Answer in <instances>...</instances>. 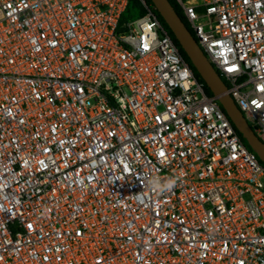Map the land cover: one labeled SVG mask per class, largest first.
Returning <instances> with one entry per match:
<instances>
[{
    "label": "built area",
    "instance_id": "1",
    "mask_svg": "<svg viewBox=\"0 0 264 264\" xmlns=\"http://www.w3.org/2000/svg\"><path fill=\"white\" fill-rule=\"evenodd\" d=\"M264 144V0H174ZM0 0V264H264V165L145 0Z\"/></svg>",
    "mask_w": 264,
    "mask_h": 264
},
{
    "label": "water",
    "instance_id": "2",
    "mask_svg": "<svg viewBox=\"0 0 264 264\" xmlns=\"http://www.w3.org/2000/svg\"><path fill=\"white\" fill-rule=\"evenodd\" d=\"M154 8L163 19L170 32L178 42L180 48L188 57L192 67L203 80L209 91L215 96L234 125L235 129L245 140L250 148L255 151L259 160L264 163V144L255 136L247 125L240 110L227 94V88L215 69L208 61L206 55L192 38L185 25L181 22L167 0H150Z\"/></svg>",
    "mask_w": 264,
    "mask_h": 264
},
{
    "label": "rangeland",
    "instance_id": "3",
    "mask_svg": "<svg viewBox=\"0 0 264 264\" xmlns=\"http://www.w3.org/2000/svg\"><path fill=\"white\" fill-rule=\"evenodd\" d=\"M147 1V3L149 4V5H152L151 7L154 9V11H156V9L154 8V6H153V4L151 3V1L150 0H146ZM168 1V3L170 4V6L172 7V9L174 10V12L177 14V16L179 17V19L181 20V22L185 25V27H186V29L189 31V33H190V35L192 36V38L195 40V41H197L196 40V38H195V36H194V34H193V32L190 30V28H189V26H188V24H187V22H186V20H185V18H184V16H183V14L181 13V11H180V9H179V7H178V5H177V3L174 1V0H167ZM134 6H136V5H134ZM141 9H140V7H133L132 6V13L133 14H135L136 16H138V14H140L141 12ZM156 14L158 15V20H159V22L160 23H162L167 29H168V31L170 32V30H169V28L167 27V25L165 24V22L163 21V19L160 17V15L158 14V12L156 11ZM171 33V32H170ZM171 36H172V38H173V35H172V33H171ZM174 39V38H173ZM223 83H224V85L226 86V83L223 81ZM207 87V86H206ZM226 88H227V86H226ZM241 135V134H240ZM256 136V135H255ZM240 139L243 141V142H245L246 143V147H247V149L248 150H250L251 152H253L255 155H256V153H255V151H253L251 148H250V146L248 145V143H247V141L245 140V138H243L242 136H240ZM257 156V155H256ZM258 160H259V158H258ZM259 162L262 164V165H264V163H262L260 160H259Z\"/></svg>",
    "mask_w": 264,
    "mask_h": 264
},
{
    "label": "trees",
    "instance_id": "4",
    "mask_svg": "<svg viewBox=\"0 0 264 264\" xmlns=\"http://www.w3.org/2000/svg\"><path fill=\"white\" fill-rule=\"evenodd\" d=\"M131 2H132V6L133 7H140V9H141V13H143L144 12V9L142 8V6L140 5V3L138 2V0H131ZM145 2H146V4L148 5V6H152V5H149L148 3H147V1L145 0ZM134 5H136V6H134ZM151 9L153 10V12L154 13H156V11H154V9L151 7ZM157 17H158V15H157ZM162 24V23H161ZM162 26L164 27V29L169 33V35L171 36V33L168 31V29L162 24ZM191 30V29H190ZM192 31V30H191ZM172 37V36H171ZM173 38H174V36H173ZM174 40V42H175V44L178 46V48H179V50H180V53H181V55H182V57L184 58V60L190 65V68L192 69V71L194 72V75H195V77L197 78V80H198V82H200L202 85H203V88H204V90H205V92H206V94L207 95H212V93L209 91V89L206 87V85H205V83L203 82V80L200 78V76L197 74V72L195 71V69L192 67V65H191V63H190V61H189V59H188V57L185 55V53L183 52V50L180 48V46H179V44H178V42L175 40V38L173 39ZM238 133V132H237ZM238 135H239V137L241 136L239 133H238ZM244 144L246 145V143L244 142ZM247 146V145H246Z\"/></svg>",
    "mask_w": 264,
    "mask_h": 264
}]
</instances>
